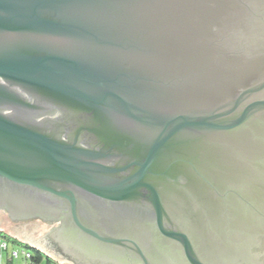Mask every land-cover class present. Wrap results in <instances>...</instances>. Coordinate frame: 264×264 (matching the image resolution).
Masks as SVG:
<instances>
[{"label":"water","instance_id":"95a60500","mask_svg":"<svg viewBox=\"0 0 264 264\" xmlns=\"http://www.w3.org/2000/svg\"><path fill=\"white\" fill-rule=\"evenodd\" d=\"M246 3L0 0V210L55 220L59 198L82 232L143 264H254L264 22L239 18ZM43 102L77 120L71 136ZM143 196L151 210L124 216L135 241L119 236L123 216L107 213ZM57 236L37 246L66 261Z\"/></svg>","mask_w":264,"mask_h":264},{"label":"flooded vegetation","instance_id":"af4514ba","mask_svg":"<svg viewBox=\"0 0 264 264\" xmlns=\"http://www.w3.org/2000/svg\"><path fill=\"white\" fill-rule=\"evenodd\" d=\"M246 2V7H241L245 16L241 15L239 18L243 17L242 19L244 20L258 19L264 22V5H262L263 2L261 0H246ZM262 40H264V38H262ZM18 91L21 92L24 97L30 102H33L32 97L28 96L26 93L19 89ZM42 104L48 108L47 110H45L46 115H44L43 117L53 120L51 121V123H63L64 128L68 133H64L63 137L67 138L68 135L71 136L70 134L73 133L75 127L78 126L77 120H73L71 116L61 113L57 107L51 104L45 102H43ZM81 141H83V145L87 143L88 140L85 139V134L81 135ZM144 194L146 195V193ZM53 200L55 201L53 202V207L51 208V210L52 215L55 216V218H53L55 220H52V218H50L51 220H40H42L46 224H49V229L53 230L58 235L57 238L61 241V243H63V246L61 248L58 247L56 250L67 262L71 264H143L139 256L135 254L134 251L132 252L130 249H127L122 245H115L112 243L100 241L82 232L70 217L68 207L65 206L64 202L59 198ZM134 203L135 204H133V207L131 208L132 211H130V209L128 208H112V211L107 213V217L114 222L116 221L115 217L117 216V214L119 216H123L121 229L118 227V231L120 232L119 236H122V234L125 233V235L123 236L132 238L135 241L136 233L138 232V230L136 228L131 230L130 224L127 222L124 216H137V207L140 205L148 207L149 210H151V208L150 203L145 200L144 196ZM102 229V231H106L108 228L106 227ZM131 232H133L134 234ZM149 232L150 234L158 232L155 224L151 223ZM257 242L258 246L251 249V253H256L258 255V258L254 264H264V234L259 236ZM170 243H168V245L166 246L171 247L169 246ZM161 264L168 263L163 261Z\"/></svg>","mask_w":264,"mask_h":264},{"label":"rangeland","instance_id":"374dc122","mask_svg":"<svg viewBox=\"0 0 264 264\" xmlns=\"http://www.w3.org/2000/svg\"><path fill=\"white\" fill-rule=\"evenodd\" d=\"M0 231L12 239H16L41 250L37 246V242L53 230L49 229V224L44 223L38 218L29 217L21 220H12L6 211L0 210ZM53 259L58 264H71L67 261L57 260L55 258ZM5 260L6 255L4 254V261ZM17 264H22V262L19 261Z\"/></svg>","mask_w":264,"mask_h":264},{"label":"built area","instance_id":"2783aa9c","mask_svg":"<svg viewBox=\"0 0 264 264\" xmlns=\"http://www.w3.org/2000/svg\"><path fill=\"white\" fill-rule=\"evenodd\" d=\"M4 254L6 255L7 262L11 264H17L19 261L22 264H38L32 259V253L26 247L13 243L10 240L0 236V259H4ZM40 264H58L55 262H42Z\"/></svg>","mask_w":264,"mask_h":264},{"label":"trees","instance_id":"16d2710c","mask_svg":"<svg viewBox=\"0 0 264 264\" xmlns=\"http://www.w3.org/2000/svg\"><path fill=\"white\" fill-rule=\"evenodd\" d=\"M0 236L10 240L11 242L13 243H16V244H19V245H22L24 247H26L27 249H29L32 253V259L35 263H42V262H55L57 263L52 257L46 255L43 251L39 250L38 248L36 247H33V246H30L28 244H25L23 242H20L16 239H12L11 237L7 236L5 233H3L2 231H0Z\"/></svg>","mask_w":264,"mask_h":264},{"label":"crops","instance_id":"0c3cea01","mask_svg":"<svg viewBox=\"0 0 264 264\" xmlns=\"http://www.w3.org/2000/svg\"><path fill=\"white\" fill-rule=\"evenodd\" d=\"M0 264H6V262L4 261V259H0ZM7 264H11V263L7 262Z\"/></svg>","mask_w":264,"mask_h":264}]
</instances>
